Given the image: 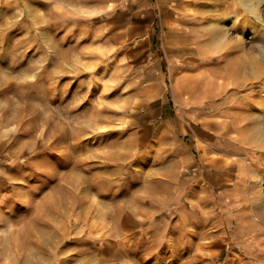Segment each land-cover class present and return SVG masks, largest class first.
<instances>
[{
    "label": "rangeland",
    "instance_id": "1",
    "mask_svg": "<svg viewBox=\"0 0 264 264\" xmlns=\"http://www.w3.org/2000/svg\"><path fill=\"white\" fill-rule=\"evenodd\" d=\"M216 1L0 0V264H264V0Z\"/></svg>",
    "mask_w": 264,
    "mask_h": 264
},
{
    "label": "crops",
    "instance_id": "2",
    "mask_svg": "<svg viewBox=\"0 0 264 264\" xmlns=\"http://www.w3.org/2000/svg\"><path fill=\"white\" fill-rule=\"evenodd\" d=\"M209 1L210 0H206V3H207V9H208V7L210 6V3H209ZM216 1V0H215ZM217 2V1H216ZM198 3H199V0H188V4L192 7V8H194V7H197V5H198ZM180 4V3H179ZM196 14L194 15L196 18L194 19V21H193V23H195L196 22V20L201 16V15H203V14H205L206 13V11L205 12H203V11H200V12H195ZM192 25V24H191ZM176 44L174 45V46H172L173 48H174V51L172 50L171 51V49H170V52H174V60H172V63H174V69H176L177 68V60H180L181 62H183V61H187L190 57H191V59H193V56L191 55V51L189 50L190 49V46L189 45H186L185 43H182V42H175ZM170 47V46H169ZM200 58H202V57H198V61H201L200 60ZM177 59V60H176ZM211 66V68L210 69H207L208 67H210ZM214 66L215 65H212V64H208L207 65V68L204 70L205 72H204V74H203V76L205 77V79L206 80H208L209 81V84L210 83H214L215 81H218L219 79H221V80H226L227 78H228V76L226 77V75H225V72L224 73H222V74H220V72L219 73H217V71L215 70V68H214ZM197 70H195V67L194 68H192L191 70L189 69V70H187L186 68H183V67H181V71H180V73H178L177 75H175L176 74V72L174 71V79H177L176 81H177V85H179V86H182V83H180L181 81L180 80H183V82H185L186 80H187V78L189 77L188 76V74H189V72H192V74L194 73V72H196ZM190 78V77H189ZM184 84V83H183ZM220 84H222V83H220ZM182 90H183V92H179V93H182L181 95H180V98L182 97V96H184V95H188V93H189V95H191L192 93H191V91H189L186 87L185 88H183L182 87ZM213 90L214 91H209V92H206L205 93V95L204 96H200V97H206V101H205V103L207 102V101H209V99H212L213 97H216V96H219L220 94H221V92L223 91V87L221 86V87H215L214 86V84H213ZM176 94V93H175ZM177 95V94H176ZM178 98V97H177ZM180 98H178V99H176V102L180 105V107H181V110L182 111H184V110H186V105L188 104V101H186V100H184V99H182V100H180ZM200 101H201V99H200ZM199 101V102H200ZM192 102V101H191ZM198 102V103H199ZM214 103H216V104H214L213 106L214 107H212V108H210V110H211V112L210 113H214V114H217V120H216V122L217 123H222L224 126H228L227 124H230V125H235V126H238V121L241 119V112H238L236 109H237V106L235 105V101L234 102H231V103H229V105H226L225 106V108L224 107H222V109H221V106L223 105H219V106H217V101L216 102H214ZM212 105V104H211ZM210 105V106H211ZM223 109H224V111H223ZM209 110V111H210ZM213 110V111H212ZM219 111H221V112H223L222 114H220L219 113ZM220 114V115H219ZM212 116V115H211ZM213 118V117H212ZM242 120V119H241ZM181 124H183L182 123V121H181ZM181 127H182V125H181ZM216 146H218L217 144H216Z\"/></svg>",
    "mask_w": 264,
    "mask_h": 264
},
{
    "label": "bare ground",
    "instance_id": "3",
    "mask_svg": "<svg viewBox=\"0 0 264 264\" xmlns=\"http://www.w3.org/2000/svg\"><path fill=\"white\" fill-rule=\"evenodd\" d=\"M258 1V0H257ZM245 2H247V0H245ZM259 3H261L262 2V0H259L258 1ZM257 2V3H258ZM254 6V5H253ZM257 6V5H256ZM259 6V5H258ZM258 6H257V8H258ZM215 6L212 4V6L210 7V9H209V11L207 12V17H205L206 19H207V26L208 27H210V28H212V30H213V32L211 31L210 33V39L211 40H213V44L212 43H209V44H211L210 46H201L200 48H199V52H201V51H209L210 53H215V51L216 50H218V48L221 46V44H222V42L224 41V40H222V38L221 37H223V35L222 36H219V35H221L222 34V32L223 31H225V29H220V30H222V32H220V33H218V32H216V27H219L218 26V24H216L215 25V23H216V13H215ZM256 8V10H255V8H252V7H248V10H250V12H256L258 9ZM252 10V11H251ZM249 18V17H248ZM250 19V18H249ZM251 21V20H250ZM234 22V21H233ZM256 25H257V23L256 22H247V24H245L244 25V28L245 29H251V31L252 30H254L255 28L254 27H256ZM214 28H215V31H214ZM220 28V27H219ZM244 28H242L241 27V29L239 30L240 32H243L244 31ZM197 35L198 34H195V36L194 37H196L197 38ZM226 43H228V42H226V41H224V44H226ZM231 44V43H230ZM234 45V44H233ZM261 48V47H260ZM260 51V50H259ZM209 52H206V54L205 55H207ZM255 53V52H254ZM258 55V54H257ZM255 58V57H254ZM258 59V58H257ZM247 60V59H246ZM259 61V60H258ZM232 62H233V60H232ZM232 70H234L235 71V69H233V68H231ZM254 72V71H253ZM250 73H252V71L250 70ZM233 75V74H232ZM232 77V76H231ZM233 78V77H232ZM245 134H250V133H246L245 132ZM245 139L247 140V139H251V137L250 136H247V137H245ZM264 141H261L260 143H263ZM264 208V207H263ZM256 216V218L259 220H262V219H264V209H263V212L261 213V212H259L258 214H256L255 215Z\"/></svg>",
    "mask_w": 264,
    "mask_h": 264
}]
</instances>
